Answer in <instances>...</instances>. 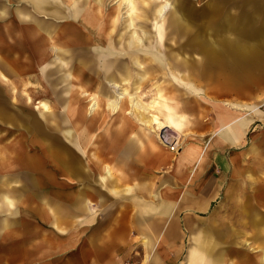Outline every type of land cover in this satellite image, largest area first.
I'll list each match as a JSON object with an SVG mask.
<instances>
[{"label": "crops", "instance_id": "1", "mask_svg": "<svg viewBox=\"0 0 264 264\" xmlns=\"http://www.w3.org/2000/svg\"><path fill=\"white\" fill-rule=\"evenodd\" d=\"M32 1L0 0V37L8 38L6 46L0 45V75L5 83V74L32 76L36 84L42 81L50 90L54 102L37 99V85L30 87L32 94L29 89L25 94L28 105L45 121L40 130L35 115L23 124L16 105L0 92V264H261L256 257L260 239L255 230L259 227L254 222L259 226L264 220L259 205L264 203V167L239 166L244 164L245 149L260 151L264 144L260 136L247 139L254 119L240 118L215 103L212 125L193 117L201 126L189 129L192 133L179 153L166 149L161 160L162 151L156 145L158 140L163 143L157 136L159 129L127 113L129 102L123 112L111 111L105 100L99 101L100 108L91 109L95 95L100 98L102 89L111 93L113 88L100 72L90 69L92 62L86 67L80 58H95L85 46H91L92 28L99 30L102 21L96 11H103L102 15L118 11L117 0L112 9L104 0H47L42 11ZM237 4L241 8L236 13L222 9L221 26L231 33L221 46L214 47L208 35L202 40L193 36L174 7L172 24L180 31L184 28L188 44L199 45L203 55L197 71L204 76L210 75L217 55L221 73L264 74V0H237ZM11 13L15 21L6 23ZM171 20L157 22L164 25ZM139 21L146 23L145 18ZM70 29L75 33H68ZM152 38L149 44L154 51L141 48L140 52H148L142 56L173 59V74L186 77L182 83L191 88L192 57L161 48L163 37L156 41V33ZM56 43L65 50L62 60L69 61L68 69L55 50ZM164 70L161 66L156 75H163ZM168 85L163 79L158 81L157 102L162 99L158 93L167 91ZM168 99L163 97L169 103ZM39 101L55 116L49 114L46 120L40 116ZM171 103L180 120L179 132L192 121L181 113L178 103ZM220 116L225 120H219ZM63 117L73 128L74 142L66 140L65 130L61 132L53 123ZM160 121L164 122L162 116ZM21 125L34 132L31 144L27 143L36 146L32 155L22 140L11 144ZM206 143V157L199 161ZM245 144L244 149L232 151ZM112 157L114 163L108 162ZM112 166L125 173L120 178L114 175L115 181ZM160 166L165 168L162 175L156 174ZM92 172L93 180L89 179ZM238 179L241 185L236 187L232 181ZM245 185L252 188L251 201L240 195ZM222 196L228 210L223 224L220 210L215 209Z\"/></svg>", "mask_w": 264, "mask_h": 264}, {"label": "rangeland", "instance_id": "2", "mask_svg": "<svg viewBox=\"0 0 264 264\" xmlns=\"http://www.w3.org/2000/svg\"><path fill=\"white\" fill-rule=\"evenodd\" d=\"M104 1L107 4L106 7H110L111 9L116 4V0H104ZM133 1L135 3V8H136V9L134 8V10L136 12L130 9L129 7H127V0H120V1L117 0V3H118L117 22H116L115 31L113 32V38L116 40V42L119 40H122L121 42L125 44L126 41H128L129 39V35L131 34V32H129L128 27L127 29H125V25L129 21H132V22L135 21V22L141 23V21L139 20L145 18L146 23H148L149 27L147 29L139 28L137 32H134L133 34V35L136 34L140 36L141 39L143 40H144V37L146 36L145 37L146 41L144 40L145 42H139V45H133V49L134 50L138 49L140 54L141 53L148 54V52H143V51L140 52L141 48L145 50L151 49L154 51L153 46H150L149 42L151 41L153 42L154 40V38H152V37H155V24L154 23L160 17H157L158 14L156 16H153V11H152L154 9V7L152 6L153 3L158 8V7H161V5H163L164 3L169 2L168 4H170L173 7H170L169 10L165 11L164 20L167 18L171 20L173 10L175 7L176 14L185 22L186 26L192 31L191 33H193V36L195 35L200 40H202L204 39L205 36L208 35L209 36L208 40L211 43H213L211 47L218 46V45L221 46L220 42L222 41V39L225 36H227V34L231 33L227 31L228 29L226 27L222 28L221 26L220 15H221L222 9L228 8L229 9L228 11L232 13H236L237 10L241 8V6L237 4V0H233V1L232 0H229V1L228 0H133ZM223 4H226V5L223 6ZM113 12L114 11L111 10V14ZM169 14H171L170 17H168ZM5 21L6 23L7 22L13 23V21H15L14 14L11 13L9 16H7ZM169 23L170 24L165 23L164 25H162V23L160 24L159 22L162 28V32H161L162 34L160 35V41L163 37V43H162L161 48H165L166 50L173 48L181 56L183 54H188V56L192 57V59L194 60V67L190 75V81L192 83L193 88L192 87L189 88V86L187 87L185 86V84L182 83L181 78L182 77L186 78V77L181 76L179 74H173L175 73L174 71L172 72V67L175 65L173 59L164 58V59H161V62H162L161 66L162 68L165 67L163 75H155L153 76L154 78H152V76L149 75L147 78L148 81L141 87L139 92H137L140 97V101H142L145 104L146 108L140 109L137 107H132V108L130 107V110L134 115L140 116L142 114L140 116L141 118H143V115H145L148 112H149V115L147 119H149V117L152 114H159L158 109H161V108H156L157 91L155 87L158 81L163 79L164 82L169 83L168 85L169 89L167 91L166 90L163 91V94L170 98L169 103L170 104H173L171 102L178 103L180 106L181 113L185 115L189 120L192 121L191 123H188L187 125H185V127H183V129L180 130L178 133L173 132L167 128H164L162 130L161 135H162V138L164 139L163 143H161L158 140L160 144H156L158 146V149L162 151L161 156H160L161 160L164 159L163 152L166 149H169V150L171 149V151L174 154L179 153L180 150L183 148L185 141L188 137L187 134L191 132L189 129H194L198 125L201 126V122L195 120L193 117L199 116L203 118L205 122H207V125H212L217 115V109L215 108V103H219V102L223 104V106H225L226 108H229L232 111L236 112L240 118L250 119V122L254 119L253 123L251 124L249 128L247 139L250 140L253 138V140L251 141H254V138L257 139V137L260 136V140L262 141V143H264V74L262 75H242V74L238 75L235 72L221 73L220 70L222 68H221V64H220V61L217 55V57L213 58V60L215 61L211 63V66H210L211 72L209 73L210 75L208 77L204 76V74L197 71V66H198V62L200 59L199 57L203 55L199 45H196L195 42L188 44L189 36L187 32L185 35L184 32L182 31L184 30V28L182 27V30H181L182 33H181L180 29L178 30L177 25L172 24L174 23L172 20ZM105 26L110 27L111 25L110 26L105 25ZM170 26L172 27L170 28ZM140 29H143L142 34H141ZM164 31L165 33L163 35ZM3 35L2 37H0V45L6 46L4 42L5 40L7 41L8 38L3 37ZM135 39L136 38H134V40ZM228 54L230 55V52H228ZM0 55L2 56L3 53H0ZM146 64L149 65L151 64V62L146 60ZM215 66H217V68H215ZM4 74L5 73H3V75ZM5 75L8 79V83H5L1 79L2 77L0 75V89H1L0 92L2 94V97L8 100L9 99L12 100V102L16 105L15 109L20 112L19 113L20 115H18V117L22 119L23 122L25 121L23 124L26 125L27 123L26 119L28 118V116L33 117L35 115L37 119L38 129L41 130L42 128H40V125L44 124L45 121L41 117L38 116L37 111L34 110L33 107H30L28 105L27 97L25 94L29 93L28 89L30 93L32 94V90H30V87L37 85V91H38L37 99H41L42 97L46 98L50 100V103L52 105L54 101H53V96L50 94V90L46 86H44L42 81L36 84V81L32 79V76L28 78L25 75L24 76L18 75V78H17L16 75H10V74H5ZM186 76L188 75L186 74ZM136 77H137L136 75H133L132 78L135 80ZM121 86L126 87L127 89H132V87L130 86H125V84L120 85V87ZM57 110H60L59 107H57ZM40 116H41V112H40ZM214 127H216V121L214 123ZM204 130L205 129H201V130L199 129V131H204ZM19 132L17 130L14 132V138H12L13 142H11V144L14 143V145H16L15 143L18 140H22L23 146L24 145L27 146V143L31 144L32 141L30 142L29 139H32L34 135L33 130L30 131V129L28 130L27 127L24 128V125H21ZM216 132L217 134L219 133L218 128ZM133 134L134 133H132V135ZM254 134H255V137H253ZM194 141H196V138L191 139L189 143L194 142ZM207 144L208 143L203 145L204 151H203V154L200 155V158L198 159L199 161L201 159L204 160L206 157ZM246 146L247 144L242 145V146L240 145L239 148H235L232 151H237L238 149H244ZM35 147L33 148L29 147L26 149L28 150L30 149L29 152L31 153L29 154L32 155L34 154L33 151ZM244 151H246V155H245L244 162H243L244 164L239 165V166H248L253 169L257 167H264V144L261 145L260 151L252 150L250 152H247L246 149ZM228 153H231V152H228ZM103 156L104 155H102V157ZM119 158H120V155L119 153H117L116 160H119ZM113 159L115 158L114 157L110 158L108 162L110 161L114 163ZM164 169L165 168L163 166H160L156 174L162 175ZM110 170H111V174H113L112 175L113 181H115L114 175L120 178L121 176L125 174L124 171H116L113 166L111 167ZM96 174H98V172H96ZM86 175L88 174L86 173ZM89 175H90L89 179L93 180L91 178V176H94L93 172L92 174H89ZM153 175H155V173H153ZM87 178L88 176L86 177V179ZM238 181L241 182V179L232 181L233 184L236 183L235 184L236 187H239V185H241L237 183ZM244 188L245 189H243V193L240 194L241 197L248 199V201H251L252 188L248 185H245ZM216 205L217 206L215 207V209L220 210V213L222 216L220 222H222L223 224L226 219L225 213L228 211L226 207L227 201L222 196V199L218 201ZM234 222H237V221L234 220ZM130 263L131 262L124 261L121 264H130Z\"/></svg>", "mask_w": 264, "mask_h": 264}, {"label": "bare ground", "instance_id": "3", "mask_svg": "<svg viewBox=\"0 0 264 264\" xmlns=\"http://www.w3.org/2000/svg\"><path fill=\"white\" fill-rule=\"evenodd\" d=\"M46 3H47V0H33L32 1V5L37 10H40V11L46 8ZM168 3L169 2L164 3L163 5H161V7H158V8L155 7L153 16H156L158 14L157 17H160L158 20L164 19L165 11L169 10L170 7H173ZM127 7H129L130 9H134L135 8L134 1L127 0ZM73 10H74L73 13L76 14L75 16H77L78 11L74 7H73ZM96 13L101 15L102 21L100 23L99 30L95 27L92 28L95 31L94 33L95 40L91 42V46L90 47H88L87 45H86L87 47L85 46V48L89 49L91 56L94 55L95 58L89 57V60L87 59L82 60L81 58L83 57H81L80 60L84 62L85 64L84 66L86 67L89 65L88 62L90 63L92 62L93 64H91L92 66L90 69H93V71L95 72L96 71L100 72L101 78L106 80L108 82V85H110L113 88V90L111 91V93H109L107 92L108 90L102 89L100 98L98 95H95L96 100L95 99L94 100L96 103L93 101V105L91 109L96 110L100 108V105H99L100 100H105V105H107L111 111L117 112L121 109L120 111L123 112L124 109L126 108L125 102L126 103L129 102V105L131 108L137 107L140 109L141 108L145 109L146 106L142 101H140V97L137 92H139L143 84H145V82L148 81L147 78L149 75L154 76L156 75V73L160 72L161 65H162V62L161 60H159L158 57H154V59H149L148 61H150L151 64L147 65L146 60L149 57L142 56V54L139 53L138 49L137 50L133 49V45H139V42L143 40L141 39L140 36L136 34L133 35L134 32H137L139 28H143V27L146 28L148 24H146L145 22L138 23L135 21L133 22L129 21L125 25V29H127L128 27L129 32H131V34L129 35L128 41H126V43L123 44L121 42L122 40L115 42V39L113 38V32L115 31L116 22H117V11L113 12L111 15H110L111 12L107 13L106 15H102L101 11L100 12L96 11ZM58 14L62 15L60 12ZM157 21H155L154 23L156 41L160 40V35L162 34L161 33L162 28L160 26L161 22L159 24ZM169 22L168 24H170ZM105 25H109V26L111 25L112 27L111 26L107 27ZM171 27L172 26H170V28ZM74 31H75L74 29H70V32L68 33H72V32L75 33ZM90 31L92 30L89 28V32ZM134 38L136 39L134 40ZM56 44H57V47H55V50L59 52L58 55H61V57L60 56L59 57H60V60L62 61V64L65 65L68 69L69 61L67 64V62H64L62 60L63 59L62 54L64 53L65 50L64 48H61L58 43ZM115 51H119L120 53H116L115 55L113 54L115 53ZM133 75L137 76L135 80L132 78ZM116 78H119L120 79L119 81L125 84V86L132 87V89H127L126 87H122V86L120 87V85L116 82ZM158 96L162 98L161 100H159V102H156V108H161V109H158L159 114H152L149 117V119L141 118L140 116L142 114L140 116L137 115V117L139 118L138 120H140L141 123L147 127L151 126V124L155 125L159 129L157 131V136L163 142L164 139L162 138V135H161L162 130L164 128H167L173 132L178 133L177 129L179 128L180 120L178 118L174 105L168 103L167 100H163V97H165V95L163 94V91L159 92ZM36 108L37 110H40L45 120L47 119V116H49V114L55 116V114L52 111H50L48 105L45 102L39 101L37 103ZM130 112L131 111H127V113H130ZM159 115L163 117L164 122L160 121ZM218 119L221 121L225 120L224 117H221V116ZM59 120L58 118L54 119V122H53L54 125L58 127L61 132L65 130L63 133L65 135L66 140L74 142L76 137H75L73 128L70 126V124L67 121V118L63 117V119L61 118V120L60 121ZM259 205L262 209H264V203L261 202L259 203ZM254 223L257 227H259V231L257 228L255 232L257 231V236L260 239L259 240L260 245H258L259 250L258 252L255 251L257 252L256 257L258 258V260H260L259 262L261 264H264V220H262L261 225L259 224V226L258 224H256V222ZM245 244L247 246L250 245V243L247 241H245Z\"/></svg>", "mask_w": 264, "mask_h": 264}]
</instances>
